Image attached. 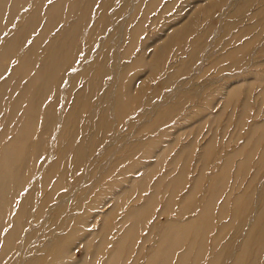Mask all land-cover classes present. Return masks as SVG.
<instances>
[{"label":"bare ground","instance_id":"6f19581e","mask_svg":"<svg viewBox=\"0 0 264 264\" xmlns=\"http://www.w3.org/2000/svg\"><path fill=\"white\" fill-rule=\"evenodd\" d=\"M178 1L0 0V264H264V147L258 152L264 120L250 125L245 144L227 153L218 170L208 175L201 169L184 192L187 159L181 157L192 152V141L151 184L156 164L142 168L128 185L104 182L102 190L113 202L103 214L93 213L101 207L95 200L81 197L102 191L91 182L98 170L89 166L112 151L104 127L131 128L134 122L126 115L139 95L149 89V98L158 96L168 81L204 61V51L212 55L217 47L226 48L214 65L225 75L250 59L258 44V34L233 49L214 42L220 28H236L222 24V17H243L255 0H234L240 4L232 10V0H203L201 10L194 4L181 23L164 19L162 37L148 35ZM215 6L225 8L211 20ZM249 15L257 24L238 28L233 43L264 22V5ZM179 38L189 52L177 59ZM166 61L172 63L170 71L148 88L139 74L158 77ZM252 85L226 95L225 107L243 94L237 126L249 111ZM258 96L264 98V88ZM151 99L138 113L141 122L150 120L149 110L162 108ZM156 117L148 126L161 125V115ZM206 143L203 160L213 153L214 143ZM99 145L107 148L101 156ZM144 146H131L127 156L149 157L148 151L141 153ZM177 163L181 167L175 172ZM114 171L99 170L96 180ZM129 172L135 173L123 169L117 177ZM129 200L133 206L125 208ZM51 220L56 224L50 229ZM96 222L98 228L89 230ZM76 243L83 250L79 261L72 260Z\"/></svg>","mask_w":264,"mask_h":264},{"label":"rangeland","instance_id":"374dc122","mask_svg":"<svg viewBox=\"0 0 264 264\" xmlns=\"http://www.w3.org/2000/svg\"><path fill=\"white\" fill-rule=\"evenodd\" d=\"M188 1L189 0H179L175 6V9L170 14L166 15L168 19L163 18L159 25L150 28L148 35L151 36L158 34V37H162L163 33L167 29V27H164L162 31H159V27L164 22V19L170 21L171 24L176 25L183 22L185 13L190 11L191 6L193 9L194 4L197 3L198 6H196L195 10H201V7H203L206 3L203 2V0H190L189 3H187ZM231 2H233V6L230 7L231 10L240 4V2H237L236 4L234 0ZM190 3H192V5H188ZM225 5H228L227 2ZM263 5L264 0H255L250 7V12L253 9L256 10L257 8H261ZM224 8L225 7L221 8L219 6L212 8L209 12L211 20H217L218 16L221 15L220 9L224 10ZM179 10H181V12H179ZM250 12H248L243 17L237 18L223 16L221 20L222 24L224 22L230 23V28L234 25H236V28L225 30L226 33L223 31V29L221 30V28L219 30L216 29L217 31L215 33H218V36L214 40V42L218 40L220 45L223 43H229L227 48L233 49L241 46L244 41H247L253 36H257L258 34V44L252 48L254 52L250 59L247 58L243 62L241 61L240 64L230 67V70L225 75L221 76V73L218 74L217 67H214V65L215 61L222 55L226 48L219 50L220 48L217 47L212 55H209V53L204 51V61H197L191 67L189 73L185 77H177L174 81H168L166 83V87H164L159 92L158 96H155L152 99L149 98V89L147 93L139 95L134 108L129 114L126 115L130 122H134L131 128H125L122 123L120 125L114 126L115 130L114 127L110 128L107 125L104 127V133H106V145H110L108 148L112 149V151L110 154L108 153V157H103L102 153L107 148H105L103 145H99L97 147V151L100 152L99 156H102L96 164H90L89 167L91 169L93 168L98 170V172L95 174L96 178L98 177L99 170L112 167V169L115 171L112 173L110 178H107L101 182H98V179L96 180V178L95 180H91V182L95 181L94 183L98 187L96 189L97 191L98 189L102 190L105 188L104 182H108L110 179L118 180L115 184L117 186L128 185V181H130L132 177H138L140 175L139 171L142 168L148 165L155 166L156 164L157 170L151 179V184L153 180L157 179L158 176L162 175L168 169V163L172 157L175 156L182 147H185L192 141V152L181 157V159H187L186 167L184 169L187 170V173L185 174L186 184L181 190V192H184L189 188L190 183H188V181L195 179L201 169H206L205 173L207 174L218 170L219 167H221L227 153H230L232 150L245 144L243 140L246 137L250 125L252 123H260L264 120V98L260 100V97L258 96L261 92V88H264V22L261 21L254 31L247 32V34L241 37V40L237 43H233L232 41V37L233 35L237 34L238 28L241 29L247 26L254 27L257 24L256 18L253 20L248 19V17H250ZM154 14L155 13H153L150 18L154 16ZM255 22L256 24H254ZM147 25L150 27L149 23ZM200 26L199 29H197L198 32L202 31L204 28V23ZM176 47L178 48L176 53L177 59L178 57L182 58L187 56L189 47L187 46L185 39L179 38ZM212 63L213 66L211 67ZM170 65H172V63L166 61V63L163 64L164 67L161 68V72L158 77H147V74L145 76V71H142L139 74V78L141 79L143 77L144 80L148 81L147 87L153 88L157 82L161 81L165 74L170 71L168 68L171 67ZM175 65H177V63H175ZM259 81H262L260 85ZM136 82L137 83L135 84L137 85L139 83V79ZM248 83H253L250 92L251 103L249 111L246 116L242 118L243 124L237 126L236 120L239 118V105L243 98V94L241 93L237 97L230 98L225 107V102L227 100L226 95L230 90L235 88L242 89ZM174 87H177L178 90L174 91ZM184 88H186V90ZM149 99H151L150 104H161L162 108L155 109L152 112L149 110V113L151 114L150 115L148 113V115L151 116L150 120L148 122H141L137 117L138 113L147 109L145 102ZM170 109H172V111ZM157 115H161V125L148 126L151 124L153 119L157 118ZM114 133L116 134L117 139L112 138V134ZM209 140L214 143L213 153L212 156L210 155L203 160L201 158V154L203 152L202 149L207 144L206 142H209ZM141 144L145 145L141 153L143 154L145 151H148L149 157H144V155L142 158L139 156L140 154H137L135 157L127 156L131 146L136 145L139 147ZM258 145L259 148H257L259 152L261 148L264 147V141H261ZM251 146L252 143H249L245 146V149L249 150ZM163 150L164 153H167L162 156L161 160H157L156 155L160 154V152ZM238 159L239 158H236L235 160L237 161ZM257 159L258 154H255L252 160L255 162ZM156 161H158V163ZM181 163H183V161ZM176 165L175 172L179 171L181 167L180 163H177ZM123 169L135 171V173H122V178L117 177L121 174ZM249 171H251V167ZM73 179L74 178L68 177L69 182H72ZM231 179L232 177H230L229 180ZM247 180L248 179H245L246 182ZM166 182L167 180L164 181V185H166ZM231 182H233V180ZM237 182H239V180ZM241 186L244 185L242 184ZM240 190L242 189H238V191ZM62 192H65V189H62L61 193ZM237 192L235 191V193ZM109 193V191L102 190L97 194L84 195L81 197L85 202H88L89 200H95L96 203L100 204L101 207L94 210L93 213L103 214L113 202L110 201L113 196ZM87 198L88 200H86ZM128 202L129 203H127L125 208L133 206L132 200H129ZM105 203L108 204L104 205ZM125 208H123L121 211H123ZM65 209L66 206L62 208V213ZM161 219L164 220V217H161ZM55 224V221H49L50 229L55 227ZM98 225V222H96L95 225L88 227V229H97ZM213 233L214 229L212 232H210L209 238L213 236ZM77 243L72 249L73 261H79L83 254L81 244L78 245Z\"/></svg>","mask_w":264,"mask_h":264}]
</instances>
